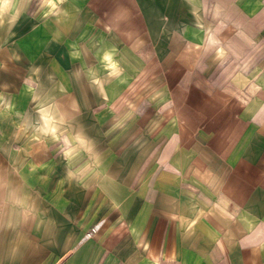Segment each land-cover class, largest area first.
<instances>
[{
	"label": "crops",
	"instance_id": "1",
	"mask_svg": "<svg viewBox=\"0 0 264 264\" xmlns=\"http://www.w3.org/2000/svg\"><path fill=\"white\" fill-rule=\"evenodd\" d=\"M85 6L114 38L106 67L122 70L128 56L131 79L161 88L146 174L157 170L147 186L156 195L101 220L93 264H264V0ZM2 218L0 264H91L84 243L42 253L38 229Z\"/></svg>",
	"mask_w": 264,
	"mask_h": 264
},
{
	"label": "rangeland",
	"instance_id": "2",
	"mask_svg": "<svg viewBox=\"0 0 264 264\" xmlns=\"http://www.w3.org/2000/svg\"><path fill=\"white\" fill-rule=\"evenodd\" d=\"M85 1L0 0V209L38 229L42 253L84 243L93 264L101 220L156 195L157 170L146 174L161 88L131 79L128 56L106 67L114 38Z\"/></svg>",
	"mask_w": 264,
	"mask_h": 264
},
{
	"label": "built area",
	"instance_id": "3",
	"mask_svg": "<svg viewBox=\"0 0 264 264\" xmlns=\"http://www.w3.org/2000/svg\"><path fill=\"white\" fill-rule=\"evenodd\" d=\"M94 231H95L94 229L91 230L92 233H93Z\"/></svg>",
	"mask_w": 264,
	"mask_h": 264
}]
</instances>
